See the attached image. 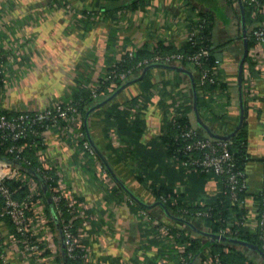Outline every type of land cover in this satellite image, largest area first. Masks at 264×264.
<instances>
[{
    "label": "crops",
    "instance_id": "obj_1",
    "mask_svg": "<svg viewBox=\"0 0 264 264\" xmlns=\"http://www.w3.org/2000/svg\"><path fill=\"white\" fill-rule=\"evenodd\" d=\"M129 1L67 0L64 7L59 0H0L1 43L4 49L20 51L7 64L10 82L3 85L0 104L6 110L19 112L68 100L79 84L92 86L127 52L133 54L139 47H156L162 42L181 46L201 14L208 15L213 54L218 61L215 70L223 87L199 92L198 71L190 63L176 60L153 66L141 80L128 82L141 75L143 69L130 76L110 104L89 114L90 135L100 151L97 157L55 129L46 131L42 156L36 155L45 169L54 170L58 176V188L66 193V201H81L83 212L75 219H79L76 237L88 258L83 264H180L176 254L165 246L169 243L165 229H185L187 225L167 215L152 192L137 182L131 161L119 155L118 151L130 141L118 129L119 139L110 138L109 128H120L119 124H108L110 105L120 107L143 98L138 140L141 148L151 149L155 143L160 146V136L169 119L167 112L178 100L180 107L187 108L191 125L203 136L231 138L244 130L250 156L244 168L248 196L240 206L247 208L243 226L255 233L259 229L260 207L254 195L264 186V42L253 36L258 18L249 16L242 0H138V7L121 3ZM87 13L92 14L90 18ZM259 17H264V5ZM253 38L256 42L249 47ZM103 97H98L97 102ZM159 167L155 165V169ZM178 174L165 171L161 177L174 181ZM32 178L42 198L36 210L45 214L49 230L41 229L37 221L33 225L43 233L49 264H63L59 230L49 224V198L42 195L40 182ZM117 179L148 208L137 205L135 210L133 202L138 201ZM20 183V187L26 184L29 192L33 190L29 184ZM220 184L217 177L208 178L202 187L205 201L217 193ZM175 186L180 193L185 189L180 182ZM139 208L148 212L151 221L138 214ZM198 228V223L197 228L190 225L189 234L197 235ZM0 235L11 264H36L5 220L0 221ZM241 250L257 264H264L257 250ZM208 252L205 250V255Z\"/></svg>",
    "mask_w": 264,
    "mask_h": 264
},
{
    "label": "trees",
    "instance_id": "obj_2",
    "mask_svg": "<svg viewBox=\"0 0 264 264\" xmlns=\"http://www.w3.org/2000/svg\"><path fill=\"white\" fill-rule=\"evenodd\" d=\"M137 1L138 0H130L129 2L121 3H124L123 5L131 3V6L138 7L139 3H137ZM246 1L247 0L243 1V5L250 16L252 13V5ZM60 2L62 3L61 5L65 7L67 0H59V3ZM87 14L89 18L92 15L91 13ZM204 19H206L207 22L201 24V21ZM258 19H261V17ZM198 24H201V32L198 35L197 43L186 40V42L181 46H175L173 44L167 45L166 43L162 42L156 47H149L147 45L139 47L135 53L132 54L133 56H131L128 52L124 54L121 60L116 62L114 66H110L108 73L104 77L99 78L95 84L100 86L101 90H106L110 79L105 78L108 74H110V72L127 71L129 69H133V72L136 73L153 64V62H150L146 65H142L140 68H133L138 61L144 58L151 59L156 54L169 55L173 53H182L187 56L198 52L201 47H204L209 51V54L203 58V61L205 66L212 71L216 80L215 82L204 86L203 89L215 90L223 87L220 75L215 70L218 61L213 54L211 40L212 25L209 16L201 14ZM255 42L256 39L253 38L248 42V46L250 47ZM183 62L187 63L186 60H183ZM125 83L127 82L118 80V86L113 92L109 93V95L114 93L117 89L123 87ZM86 85L87 84H79L73 92L71 98L83 117V130L85 132L84 139L89 140L84 124V117H86L90 109L96 104L97 98L92 96L91 86L87 85L86 87ZM104 98L105 96L102 99ZM197 99L200 103L202 102L203 97L200 93ZM116 106L117 104L112 103L110 105L111 109L108 114V124L110 126L119 124L120 128H117L118 131L120 130V132L127 136L128 140L130 141L129 144L127 142L128 145L124 147L125 149L118 151L119 155L125 159V161L139 162L140 166H138L137 170H135L133 166L131 167L137 182L152 192L156 202L166 199L163 203L166 208L161 204L159 205L163 207L164 211L168 216H170V218H173L177 221H182L188 227V229L187 227L185 229H179L177 226H173L170 229L169 235L167 234V239L170 237V235H173L177 242L184 246V252H182L181 255L185 260V264H193L195 258L205 255V250L207 249L209 252L216 254L223 264H257L246 254H244L243 250H241V247H250L254 250H257L261 258L264 260V241L261 238L263 230L259 228L255 233H251L250 231H247V228L243 226L242 222L239 224L236 223L235 220L241 217L240 221H242L243 216L246 215L247 208H242L239 201L245 200V198L248 196L247 189L239 191V201H234L231 198L227 187H225L220 181L221 184L219 185L217 193L205 201V198H203L205 190L202 187L205 185L208 178L212 176L215 177V175L206 172L201 167H198L193 171L191 170V172H187V168L180 165L181 162L187 161L188 159V155L182 151L185 142L181 139H177V135L181 133V130L190 125L189 117L187 115V108H184L183 114L181 116H176L175 119H167L164 132L160 136V146L156 145L155 143L151 149H147L145 147L141 148L138 144L139 134L142 132V121L140 119V114L134 123L131 124L127 118L129 112ZM17 113L18 112H13V114ZM110 116L112 119H114L113 121H111L112 119ZM47 124L50 127L52 122L50 120L46 122L45 127H47ZM43 127L44 126L39 124H34L33 128L28 132L27 137L20 140L21 143H34L33 147H28L23 152V156L27 161L23 160L22 165L24 166L25 170L29 171L32 176H34L40 182L42 195H44L46 199L49 198L47 201V213L49 215H47L51 228L54 230H59L60 233V241L63 246V264H83L82 259L79 257L71 258L66 250L64 225L65 222H68V220L71 218V215L68 211V204L65 198L61 199L59 205L63 210L62 215H59L55 202L52 199V190L54 186L58 185V176L55 175L54 170L45 169L39 163L37 158L38 156H36V151L38 149H43V139L41 137H37L34 133V130L42 131ZM231 140L233 141L231 149L234 153L237 168L244 171L245 164L250 157L247 151L246 133L244 130L240 129L232 135ZM5 144L8 146L10 142L8 141ZM155 146L157 147L156 152L153 150ZM96 153L99 155L97 150ZM173 156H178L180 158L179 161H176ZM156 164H159L160 167L155 169ZM178 164L180 166H178ZM172 170L179 173L176 176L177 180H162V174H164L165 171ZM41 171L47 172L51 179H44L42 177ZM176 182H180L185 185L183 192H178L179 189L175 186ZM8 183L12 189H15L21 185L19 181H8ZM28 194V187L26 184H24L16 193L15 197L18 199H23ZM254 197L259 204V211H261L263 209V207H261L263 196L259 192L255 194ZM137 205L141 208H148L146 205L144 206L139 202H134L133 207L135 210L138 208ZM3 206L4 199L0 196V213ZM203 212H206V214ZM0 220H5L11 229L15 233L17 232L11 218L8 215H0ZM78 223L79 219L73 220V233H76ZM197 223L199 224V233L192 236L189 234L191 231L189 227L191 225L193 228H197ZM226 226H230L232 233L221 234V229H224ZM38 233H41L40 230ZM165 246L171 249V245L169 243H167ZM190 253L192 254V257L189 256ZM176 257L180 263L178 255H176ZM2 262L3 261L0 258V264H2Z\"/></svg>",
    "mask_w": 264,
    "mask_h": 264
},
{
    "label": "built area",
    "instance_id": "obj_3",
    "mask_svg": "<svg viewBox=\"0 0 264 264\" xmlns=\"http://www.w3.org/2000/svg\"><path fill=\"white\" fill-rule=\"evenodd\" d=\"M243 1L245 0H242V2ZM246 2L252 5V16L259 18L264 1L247 0ZM257 21L258 23L253 29V36L258 42L263 43L264 17L257 19ZM205 22H207L206 19L201 21V24ZM198 23L189 32L186 40L193 41V43L198 42L197 38L201 32V24ZM19 52V50L13 47L4 49L0 40V96L4 94L2 91L3 85L10 82L7 77V64L9 62H13V57L15 54H19ZM208 54L209 51L204 47H201L198 52L187 56L182 53H173L169 55L156 54L151 59L144 58L138 61L133 68H140L142 65H146L150 62L169 63L174 60L179 62L186 60L187 63H190L193 68L198 71L200 76L198 91L204 94V86L209 83H213L216 80L212 71L205 66L203 61V58L208 56ZM130 55L133 56L132 54ZM134 73L133 69L110 72V74H108L105 78L110 79L106 90H101L100 86L93 84L91 86L92 96L98 98L109 95V93L113 92L118 86V80L124 82L128 81L130 76ZM180 105L181 102L178 100V102H175L174 109L167 112L169 119H175L176 116L178 117L183 114L184 108L180 107ZM144 106V100L140 97L124 103L119 108L129 112L127 118L129 122L133 124L141 111L144 109ZM49 120L52 122V125L49 127L47 124V127H45L46 122ZM34 124L44 126L42 131L34 130L37 137L43 138L46 131L55 129L64 136L73 138L79 145V148L89 153L92 157H97V153L90 141L84 139L85 132L83 130V117L72 98H69L68 100H56L51 105L42 109L19 111L17 114H13V112L4 109L0 104V196L4 199V206L1 209L0 215H8L11 218L17 231L18 241L25 246V250L31 253L36 264H49V258L46 254L47 249L42 235L43 233L41 232L40 235L38 231L35 230L33 225V223L37 221L41 225V229L49 230L45 214L36 210V206L40 204V200H42L41 192L34 186L35 181L31 176L32 174L25 170L22 165V161L26 160L23 156V152L28 147H33L34 143H21L20 140L27 137L28 132L33 128ZM108 134L112 140L119 139L117 128H109ZM177 139H181L185 142L182 151L188 155L187 161L181 162L180 165L185 166L188 170L187 172H191V170L193 171L196 170V168L201 167L206 172L214 174L215 177L220 179L222 184L227 187L231 198L234 201H239V191L247 189V180L245 172L237 168L234 153L231 149L233 144L231 138L224 139L207 135L203 136L190 123L189 126L181 130V133L177 135ZM8 141L10 144L6 146L5 143ZM36 154L39 157L42 156V152L40 150H37ZM173 158L176 161H179L180 159L178 156H173ZM131 163L135 170H137L138 166H140L138 161H131ZM180 165L178 164V166ZM41 172L44 179H51L47 172ZM8 181L25 182L29 184L33 190L30 191L25 198L18 199L15 195L21 187L18 186L17 188L12 189ZM52 191V199L55 202L59 215H62L63 210L59 205L61 199L66 197V193L61 191V189L58 188V185L54 186ZM260 193L263 196L261 207L264 209V186L260 189ZM165 200L166 199H162L161 202L164 203ZM239 202L241 204L243 200H240ZM67 204L71 218L68 222H65L64 225L66 250L71 258L79 257L82 259V262H85L88 259L85 255V251H83L85 248L79 244L76 233H73L72 231L73 220L78 216H81L83 212L81 207L82 204L81 201L70 204L67 202ZM263 209L259 211V228L263 230L261 238L264 241ZM203 213L206 214V212ZM138 214L144 219H148L150 221L152 219L148 212L144 209H139ZM240 220L241 218L239 221L237 220L236 223L240 224L242 222ZM165 231L166 234L169 235L170 229L166 228ZM220 233H232V229L230 226H226L224 229H221ZM168 240L171 245L170 247L172 252L178 255L180 263L185 264V260L181 255V253L184 252V246L179 244L173 235H170ZM7 252V248L3 246V241L0 240V258L3 261L2 264H11L10 257ZM189 256L192 257V254L190 253ZM194 263L223 264L220 258L211 252H208L202 257H196Z\"/></svg>",
    "mask_w": 264,
    "mask_h": 264
},
{
    "label": "water",
    "instance_id": "obj_4",
    "mask_svg": "<svg viewBox=\"0 0 264 264\" xmlns=\"http://www.w3.org/2000/svg\"><path fill=\"white\" fill-rule=\"evenodd\" d=\"M240 1V3H241V0H239ZM242 5H243V3H241ZM218 57H220V55H218ZM163 64H165V63H153L152 65H149V66H147L143 71H142V73H141V75H139V76H137L136 78H134V79H132L131 81H128V82H136V81H139V80H141L146 74H147V72L149 71V69H151L153 66H161V65H163ZM167 66V65H166ZM123 87H121V88H119V89H117L114 93H112L111 95H108L107 97H105L102 101H99V102H97L91 109H90V111L87 113V115H86V117H85V119H84V124H85V128H86V132H87V136H88V139L90 140V142H91V144H92V146L98 151V153L100 154V151L98 150V148L96 147V145H95V143L93 142V140H92V138H91V135H90V131H89V127H88V117H89V114L93 111V110H95V109H97V108H99V107H101V106H103L105 103H109V102H111L114 98H115V96L120 92V90L122 89ZM230 138V136H226L224 139H229ZM107 164V167L110 169V171H111V173H113L114 174V172H113V170H111V168H110V165L108 164V163H106ZM115 175V174H114ZM116 178H117V176H115ZM117 181L121 184V186L135 199V200H137L139 203H141V204H146L143 200H141L137 195H135L123 182H121V180L120 179H117ZM156 203H158V204H161V205H163V203L161 202V201H158V202H156ZM156 203H153L152 205H154V204H156ZM151 204L149 205V206H152ZM165 208H166V206L165 205H163ZM167 210V209H166ZM170 214V213H169ZM171 215V214H170Z\"/></svg>",
    "mask_w": 264,
    "mask_h": 264
}]
</instances>
